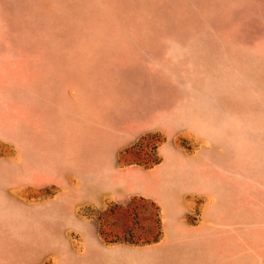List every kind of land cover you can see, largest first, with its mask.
I'll return each instance as SVG.
<instances>
[{
    "label": "rangeland",
    "instance_id": "374dc122",
    "mask_svg": "<svg viewBox=\"0 0 264 264\" xmlns=\"http://www.w3.org/2000/svg\"><path fill=\"white\" fill-rule=\"evenodd\" d=\"M54 123L87 130L89 192L117 150L192 229L138 194L53 207ZM0 264H264V0H0Z\"/></svg>",
    "mask_w": 264,
    "mask_h": 264
},
{
    "label": "crops",
    "instance_id": "0c3cea01",
    "mask_svg": "<svg viewBox=\"0 0 264 264\" xmlns=\"http://www.w3.org/2000/svg\"><path fill=\"white\" fill-rule=\"evenodd\" d=\"M89 134L87 130L66 131L55 129V123L51 129V187L53 192L51 195V203L53 207L64 203L68 210V216L71 220L78 219L77 209L84 207H102L105 198L118 202L121 198L130 199L138 194L139 196L156 203L161 210L160 220L162 225L169 226L171 222L175 223L176 231L187 232L192 229V225L186 220L187 214L190 213V208L186 207L185 199L187 193L181 194V199L178 198L174 214L172 212H164L166 195H168V184L172 183L170 177L157 176L153 178H145L140 182L144 187L140 191H136L135 177L128 178L126 189L121 190L118 177L115 175V159L118 155L117 150L113 152L109 161L104 164L103 154L95 159V167L90 172L91 177L95 178L94 191H88V159L86 154L82 153V148L86 146ZM96 143L98 144L102 136L95 135ZM115 139L113 138V141ZM115 147L119 148L118 141ZM160 149V148H159ZM162 156V155H161ZM163 161L157 164V168L162 165ZM105 167L107 174H110L111 181L105 184ZM94 170V171H93ZM172 177V176H171ZM173 184V183H172ZM155 185H159L160 189H155ZM107 186V187H106ZM163 186V188H162ZM205 227L210 230L212 223L209 218L215 217V211L206 213ZM79 223H84L80 218Z\"/></svg>",
    "mask_w": 264,
    "mask_h": 264
}]
</instances>
